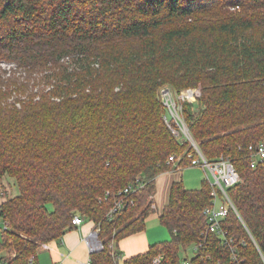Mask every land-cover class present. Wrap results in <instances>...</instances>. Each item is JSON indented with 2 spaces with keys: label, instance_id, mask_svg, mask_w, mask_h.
Segmentation results:
<instances>
[{
  "label": "trees",
  "instance_id": "obj_1",
  "mask_svg": "<svg viewBox=\"0 0 264 264\" xmlns=\"http://www.w3.org/2000/svg\"><path fill=\"white\" fill-rule=\"evenodd\" d=\"M165 87L200 88L181 101V115L207 160L227 157L237 169L227 191L239 217L231 209L221 223L243 264H264V159L251 166L250 148L264 141V0H0L8 264H31L33 254L39 264L38 249L61 242L76 215L103 244L90 264H236L229 246L205 233L207 178L198 188L173 180L156 207L157 177L197 156L174 131ZM153 213L170 238L122 258L119 241Z\"/></svg>",
  "mask_w": 264,
  "mask_h": 264
},
{
  "label": "built area",
  "instance_id": "obj_2",
  "mask_svg": "<svg viewBox=\"0 0 264 264\" xmlns=\"http://www.w3.org/2000/svg\"><path fill=\"white\" fill-rule=\"evenodd\" d=\"M10 65H8L9 67ZM200 94L199 89H185L180 92V100L185 99L186 97L191 96H198ZM161 97L162 100L167 107L171 118L175 121L177 125V129L175 128L176 134H183L190 142V144L195 149L197 156L193 157L192 153H189V157L191 158V161L188 165H196L202 167L206 172V178L210 183L211 190V204L207 206L204 209V215L206 219V227H205V233H214L218 237L222 239V241L229 246V248L232 251V258L235 260L236 264H243L244 258H241L237 252L236 248L234 246V237L232 235H229L228 230L225 229L222 225V220L228 215L229 211L232 209L239 217L238 212L236 211V208L233 204V201L231 197L228 194L227 189L231 186H233L235 183H237L240 180V175L235 168L232 161L227 158L221 156L220 158L209 161L207 158L203 155L201 150L199 149L197 143L192 138L188 127L181 115V105L176 106V101L173 98V91L165 87L161 90ZM170 123V122H169ZM171 124V123H170ZM251 149H253V154L251 158V166H255L258 161H261L264 159V141L257 144L255 147L250 146ZM175 156L170 155L169 160H174ZM129 187L124 188V192H127ZM122 207V200L118 199L111 211H117ZM83 221V218L80 216H74L72 222L76 225L80 224ZM6 221L0 222V231L5 227ZM98 231V230H97ZM1 239V237H0ZM202 244V241L198 244H195L193 246L194 250L198 249L199 246ZM89 252L88 257L81 262V264H90L91 258H90ZM35 255L30 256V263L32 264L34 262ZM159 259L155 258V261L157 262ZM0 264H8L7 260L3 257V253L0 250ZM56 264H61L57 262Z\"/></svg>",
  "mask_w": 264,
  "mask_h": 264
},
{
  "label": "crops",
  "instance_id": "obj_3",
  "mask_svg": "<svg viewBox=\"0 0 264 264\" xmlns=\"http://www.w3.org/2000/svg\"><path fill=\"white\" fill-rule=\"evenodd\" d=\"M172 173L168 171L157 177L156 191L154 194L157 209V195H162V209L168 201L171 182L178 179V176L173 177L175 173ZM94 231H97L94 223L91 220H83L80 224L76 225V227L68 230L63 235L61 242L54 241L43 244L42 246L49 251L50 255V260H48L46 264H56L57 262L61 264H81V262L88 257L90 250L93 248L92 246L98 245V243L95 242L96 239L91 238ZM152 242L154 241H152L149 232L145 229L122 238L119 241L122 258L146 251L148 245Z\"/></svg>",
  "mask_w": 264,
  "mask_h": 264
},
{
  "label": "rangeland",
  "instance_id": "obj_4",
  "mask_svg": "<svg viewBox=\"0 0 264 264\" xmlns=\"http://www.w3.org/2000/svg\"><path fill=\"white\" fill-rule=\"evenodd\" d=\"M228 7L230 9L234 8L233 5H228ZM9 67H11V64ZM193 89L200 90L199 87H195ZM172 91H173V98L176 101V106L179 107L182 101L180 100V92L176 94L175 90H172ZM170 172L175 173V176L173 177L178 176V179L182 176V180L184 184L186 185V187H189V188L200 187L201 180L203 178H206L205 170L202 167L196 166V165H188L186 167H183L177 170L172 169L169 171V173ZM7 181L9 180L8 179L4 180V184L6 185L4 187L5 188L7 187L10 190L9 192H12V194L17 192L15 184L10 180V185H9ZM5 194L8 195L6 191H5ZM161 196L162 195L160 196L157 195V199H156L158 209H161V205L163 204V200ZM145 230L149 232L150 238L152 239V241H159V240H165V239L170 238L169 230L160 222L157 213H153L147 218ZM37 254H38V259H39L40 264H46L47 261L50 260L49 251H47V249H45L43 246H41V248L38 249ZM182 254H187L188 256L193 255L194 254L193 245L187 246L186 250H182Z\"/></svg>",
  "mask_w": 264,
  "mask_h": 264
},
{
  "label": "water",
  "instance_id": "obj_5",
  "mask_svg": "<svg viewBox=\"0 0 264 264\" xmlns=\"http://www.w3.org/2000/svg\"><path fill=\"white\" fill-rule=\"evenodd\" d=\"M91 238H92V239L95 238V239H96L95 242L98 243V245L96 244V245H93V246H92L93 248H92L91 252H93V251H97V250H99V249H101V248L103 247L102 241H101V239H100L99 236H98V231H94V232H93V236H92Z\"/></svg>",
  "mask_w": 264,
  "mask_h": 264
}]
</instances>
